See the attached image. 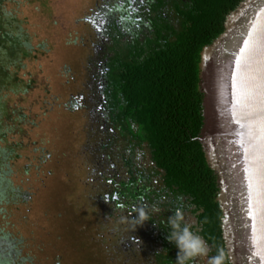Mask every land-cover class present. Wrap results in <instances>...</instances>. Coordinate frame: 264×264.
I'll return each instance as SVG.
<instances>
[{
	"label": "flooded vegetation",
	"instance_id": "1",
	"mask_svg": "<svg viewBox=\"0 0 264 264\" xmlns=\"http://www.w3.org/2000/svg\"><path fill=\"white\" fill-rule=\"evenodd\" d=\"M187 4L189 0H95L81 20L90 33L88 43L82 38L89 52L84 62L87 73L80 81L82 91L72 94L60 109L72 120L90 119L83 123V129L90 125L93 131L87 140L92 147L91 165L83 175L68 174L73 177L69 183L75 190L70 210L67 206L57 209V204L45 208L49 216L72 221L71 229L59 226L52 231L58 233L61 249L67 240L70 243L66 248L73 250L42 254L41 264H176L178 249L167 239L171 231L167 221L177 209L183 210L185 223L205 240L200 213H196L190 197L169 187L166 173L129 139L124 99L116 82L118 58L148 56L159 46L163 30L181 29L184 20L179 7L184 9ZM73 79L79 81L77 76ZM47 153L43 164L53 168V157ZM49 175L53 178L55 172L50 170ZM59 187L54 182L48 190L57 192L62 189ZM80 192L87 203H77ZM156 208L161 210L157 212ZM141 212L147 220L133 228ZM98 222L107 223V228L101 229ZM207 245L208 256L196 257L189 264H208V257L214 254ZM79 247L80 254H70L77 253L75 248ZM23 256L25 264H36L31 254Z\"/></svg>",
	"mask_w": 264,
	"mask_h": 264
},
{
	"label": "rangeland",
	"instance_id": "2",
	"mask_svg": "<svg viewBox=\"0 0 264 264\" xmlns=\"http://www.w3.org/2000/svg\"><path fill=\"white\" fill-rule=\"evenodd\" d=\"M94 3L95 0H6L4 3L29 36L32 49L29 57L22 53L9 57L13 79L1 100L7 108L0 126L1 133L6 135L1 144L12 149V189L7 187L11 179L0 178V264H25L24 254H31L36 264H41L42 254L73 250L66 248L70 243L67 240L61 249L58 233L52 231L59 226L71 229L72 221L49 216L45 208L57 204V209L67 206L70 210L75 190L69 183L73 177L69 178L68 174L83 175L91 165L92 147L87 140L93 131L90 125L83 129V123L90 119L72 120L60 106L72 94L82 91L80 81L87 73L84 62L89 56L82 38L87 42L90 33L80 22ZM76 76L79 81L73 79ZM47 151L53 157V168L43 164ZM91 167L94 174V165ZM50 170L55 172L53 178ZM54 182L62 189L49 191ZM79 195L81 198L76 195L77 203H87L81 192ZM97 225L101 229L108 226L105 222ZM81 249L75 248L78 252L70 254H80Z\"/></svg>",
	"mask_w": 264,
	"mask_h": 264
},
{
	"label": "trees",
	"instance_id": "3",
	"mask_svg": "<svg viewBox=\"0 0 264 264\" xmlns=\"http://www.w3.org/2000/svg\"><path fill=\"white\" fill-rule=\"evenodd\" d=\"M5 1L0 0V126L7 109L2 94L13 79L9 57L17 53L29 57L32 49L29 36L6 10ZM245 1L189 0L184 9L179 7L184 20L181 29L163 30L159 46L145 58L120 56L117 62V89L124 99L129 139L166 173L169 187L190 197L200 213L202 235L214 256L222 255L223 264L232 263L218 201L220 187L199 140L205 127L201 63L204 49L225 33L229 16ZM1 134L0 178L11 179L7 187L12 189V149L2 147L6 135Z\"/></svg>",
	"mask_w": 264,
	"mask_h": 264
},
{
	"label": "water",
	"instance_id": "4",
	"mask_svg": "<svg viewBox=\"0 0 264 264\" xmlns=\"http://www.w3.org/2000/svg\"><path fill=\"white\" fill-rule=\"evenodd\" d=\"M200 141L220 187L232 264H264V0H246L201 63Z\"/></svg>",
	"mask_w": 264,
	"mask_h": 264
},
{
	"label": "clouds",
	"instance_id": "5",
	"mask_svg": "<svg viewBox=\"0 0 264 264\" xmlns=\"http://www.w3.org/2000/svg\"><path fill=\"white\" fill-rule=\"evenodd\" d=\"M161 209L156 208L159 212ZM146 219L143 212L133 221V228L142 224ZM171 231L167 236L169 242L175 244L178 249L176 264H189L194 258L208 256L209 248L206 241L191 226L185 223V216L182 209H177L167 221ZM208 264H223L222 255L208 257Z\"/></svg>",
	"mask_w": 264,
	"mask_h": 264
}]
</instances>
